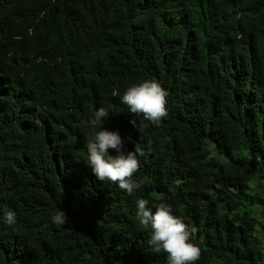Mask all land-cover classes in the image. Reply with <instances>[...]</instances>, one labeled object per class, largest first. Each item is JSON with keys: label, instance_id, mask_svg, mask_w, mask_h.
Listing matches in <instances>:
<instances>
[{"label": "trees", "instance_id": "trees-1", "mask_svg": "<svg viewBox=\"0 0 264 264\" xmlns=\"http://www.w3.org/2000/svg\"><path fill=\"white\" fill-rule=\"evenodd\" d=\"M145 79L158 125L120 103ZM100 106L143 152L132 195L85 163ZM140 197L195 228L197 264H264V0H0V264H167Z\"/></svg>", "mask_w": 264, "mask_h": 264}, {"label": "clouds", "instance_id": "clouds-1", "mask_svg": "<svg viewBox=\"0 0 264 264\" xmlns=\"http://www.w3.org/2000/svg\"><path fill=\"white\" fill-rule=\"evenodd\" d=\"M119 99L128 112L135 116L142 115L152 125H158L168 114L167 92L155 79H145L129 85ZM109 113L107 107L100 106L89 117L91 132L86 143L85 163L99 181L111 182L132 195L142 187V181L134 179V174L140 167L139 157L143 156V152L138 148L125 151L124 140L118 130L98 126L103 125ZM131 122L134 126L137 124L135 119ZM138 130L140 131L139 127ZM110 149L115 150V155L110 153ZM135 205V215L139 222L151 231L149 246L165 253L167 264H197L201 249L192 239L195 228L175 215L169 203L140 197L136 199ZM49 219L59 228L65 225L68 217L61 209L51 214ZM0 223L14 225L15 211L3 210Z\"/></svg>", "mask_w": 264, "mask_h": 264}, {"label": "rangeland", "instance_id": "rangeland-1", "mask_svg": "<svg viewBox=\"0 0 264 264\" xmlns=\"http://www.w3.org/2000/svg\"><path fill=\"white\" fill-rule=\"evenodd\" d=\"M256 210H258V209H256ZM261 211V210H260ZM260 211H258V212H260ZM260 219V218H259Z\"/></svg>", "mask_w": 264, "mask_h": 264}]
</instances>
